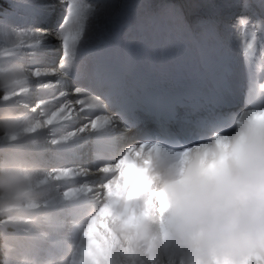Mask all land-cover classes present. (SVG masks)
<instances>
[{
    "label": "bare ground",
    "instance_id": "1",
    "mask_svg": "<svg viewBox=\"0 0 264 264\" xmlns=\"http://www.w3.org/2000/svg\"><path fill=\"white\" fill-rule=\"evenodd\" d=\"M11 1L14 10L0 17V62L12 59L46 73L32 78L31 89L35 90L30 89V95L22 99L19 110L32 112L31 108L39 104L42 96L49 94L44 87L58 89L64 86L66 90L56 92V97H61V92L65 93L62 107L70 105L71 116L67 121L38 129L28 140L15 143L0 140V153L13 163L29 164L38 171L48 172L62 167L88 171L74 179H47L37 193L38 208L22 216L14 214L7 217L3 227L11 223L15 232L4 233L6 263L60 264L75 251L83 221L95 206L94 192L79 191L72 197H65L64 191L103 182L111 174L100 173L99 168L115 163L132 145L127 140L125 147L111 155L112 142L108 145L107 141L116 136L113 133L121 132L124 120L116 114H108L105 107L119 104L125 108L124 105L133 102L131 97H127L132 85L131 75L138 77L134 82L139 85L148 80L164 82L168 76L182 79L185 75L194 78L205 75L207 80H213L217 92H223L224 86L218 81L229 66V59L249 54L264 76V19L251 15L256 10L251 5L259 3L264 6V0H181L179 6H186V10L179 18L168 19L158 11L151 28L141 18L131 16V7V13H128L126 0H79L81 6H85V12L76 24L67 22L69 0ZM52 7L64 16V34L68 35L70 29L72 35L79 34L69 51L68 57L74 59L68 69L59 64L51 68L42 67L38 63L42 56L34 58L32 51L36 46L42 52L36 24L43 21ZM197 23L199 25L195 27ZM197 29L202 30L201 34L195 32ZM54 47L56 53L50 55L63 58L61 38ZM240 88L238 82L227 96L233 95L237 99ZM74 89H81V94H75ZM256 101L258 99L253 102ZM25 103L30 107L26 109ZM59 109L43 105L32 114L38 119H47L52 111ZM97 116L114 120L109 124L102 120V127L92 130L90 123ZM86 125L89 126L86 132L67 141L52 143L54 138L60 139ZM235 125L234 121L233 128ZM122 138L124 140L125 137L121 134L117 136L115 146ZM83 141L92 148L88 152L90 159L83 164L78 161L63 164L68 157L75 161L74 155ZM65 151H68L67 157L63 154ZM40 153H43L42 157ZM95 189L102 191L98 187Z\"/></svg>",
    "mask_w": 264,
    "mask_h": 264
},
{
    "label": "clouds",
    "instance_id": "2",
    "mask_svg": "<svg viewBox=\"0 0 264 264\" xmlns=\"http://www.w3.org/2000/svg\"><path fill=\"white\" fill-rule=\"evenodd\" d=\"M70 3L69 24L79 23L85 6ZM33 76L22 62H0V140H28L55 117L38 119L3 99H27ZM106 165L111 175L95 186L102 191L63 193L94 192L95 206L60 264H264V107L191 146L146 141ZM50 177L0 160V217L38 208L37 193Z\"/></svg>",
    "mask_w": 264,
    "mask_h": 264
},
{
    "label": "snow or ice",
    "instance_id": "3",
    "mask_svg": "<svg viewBox=\"0 0 264 264\" xmlns=\"http://www.w3.org/2000/svg\"><path fill=\"white\" fill-rule=\"evenodd\" d=\"M69 16H68V19L71 17V13H72V6H71V3H70V0H69ZM63 29V26L61 29H58L57 31L60 32L61 34L59 36H57L56 38H61L62 39V47H63V50H64V55H63V59H66L69 55V51H70V48H71V45L75 42V40L78 38V33H75L74 35H72L71 33H69L68 35H65V31H62ZM19 32L23 33L24 30H19ZM41 43V41H40ZM39 43V44H40ZM249 47H251V45H249ZM32 51L34 53V58H38L40 56L43 55V53H41L37 48L36 46L32 48ZM13 61L12 59H9L7 62H11ZM42 74H46V73H42L41 69L40 68H35L34 70V76L33 77H36V78H39L41 77ZM81 89H74V92L75 94L77 95H80L81 94ZM60 96H65V93L64 92H61L60 93ZM4 100H8L9 101V105L8 106H16V105H20L21 101H22V98L19 94H13V96L10 98V97H3ZM48 102L45 101V100H41L39 102V104L36 105V107H32L31 108V111L35 112L36 111V108L40 107V106H43V105H46ZM81 105L84 104V101H80ZM25 108H29L30 106L25 103ZM71 106L70 105H65L64 107L60 108L59 111H52V112H55L56 115L55 117H53L51 119V121L49 123H47L45 126H51V125H54V124H57L61 121H67L70 119V116H71V113L69 112V108ZM52 112L50 113V115H48V117L51 116ZM44 120H48L47 119H44ZM104 121L105 124H109V123H112L114 118L112 117H99L97 116L94 120L91 121L90 123V128L92 130H96L100 127H102L101 125V121ZM88 125L84 126V127H80L78 128L75 132H68L66 135H63L60 137V139H53L52 140V143L56 144V143H60L62 140L63 141H67L69 140L71 137H74L76 135H78L79 133H84L88 130ZM107 165H104L103 167H100L99 168V172L100 173H103L105 174L104 172V168L106 167ZM87 171L86 169H73V168H67V167H62V168H55L53 169L52 171H50L51 173V177L52 179L56 180V181H60L62 179H74L76 178L77 176L79 175H86L87 174ZM102 183V182H101ZM93 191L95 192L96 189H95V186H93Z\"/></svg>",
    "mask_w": 264,
    "mask_h": 264
},
{
    "label": "rangeland",
    "instance_id": "4",
    "mask_svg": "<svg viewBox=\"0 0 264 264\" xmlns=\"http://www.w3.org/2000/svg\"><path fill=\"white\" fill-rule=\"evenodd\" d=\"M78 2L79 0H76V3L81 6L82 3L81 2L78 3ZM126 5L128 8V13L129 12L131 13V11L129 10L131 7L132 9L131 16L135 19L141 18L142 21L145 22L148 28H151L153 26V21L155 20V17L158 16V11L167 15L168 19L171 18L177 19L183 13L181 9H176L172 6L171 0H126ZM11 6L12 5H10V7ZM69 6L67 7L68 10H69ZM122 17L123 15L121 14L120 18ZM68 21L69 20H67V22ZM198 25L199 24L197 23L195 27H198ZM201 31H202L201 29L195 30V32L198 34H201ZM73 59H74L73 57H67L66 59L63 60L61 59V63L59 64V66L62 65L65 67V69H68L72 64Z\"/></svg>",
    "mask_w": 264,
    "mask_h": 264
},
{
    "label": "trees",
    "instance_id": "5",
    "mask_svg": "<svg viewBox=\"0 0 264 264\" xmlns=\"http://www.w3.org/2000/svg\"><path fill=\"white\" fill-rule=\"evenodd\" d=\"M6 9H7V4L0 0V12L5 11ZM0 242H1V239H0ZM0 264H3V250L1 246H0Z\"/></svg>",
    "mask_w": 264,
    "mask_h": 264
}]
</instances>
